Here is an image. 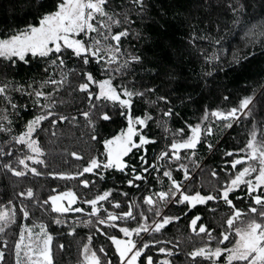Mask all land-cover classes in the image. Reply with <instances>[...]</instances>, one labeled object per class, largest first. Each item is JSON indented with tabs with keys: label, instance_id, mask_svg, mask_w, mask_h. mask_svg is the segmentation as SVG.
<instances>
[{
	"label": "snow or ice",
	"instance_id": "obj_1",
	"mask_svg": "<svg viewBox=\"0 0 264 264\" xmlns=\"http://www.w3.org/2000/svg\"><path fill=\"white\" fill-rule=\"evenodd\" d=\"M9 6L22 16L0 18V186L5 188L0 236L13 225L19 232L11 244L7 238L0 241V264H10L5 250L14 264H54L48 226L26 223L34 208L54 214L51 223L66 227L69 236L80 226L89 229L79 264H178L179 256L184 257L179 264H264V119H256L253 95L238 97L230 106L204 104L193 119H184L176 102L195 104L201 93L181 94L182 73L136 47L150 39L145 23L166 29L160 21L177 7L172 16H182L188 31L180 48L169 45L171 55L178 64L181 56L200 63L203 85L197 86L203 92L218 71L255 58L253 51L238 49L225 63L221 53L228 35L242 32L245 46H259L264 55V0L258 13L249 12L257 0H190L179 6L174 0L167 6L161 0H9ZM66 91L79 98L74 113L61 111ZM221 99L231 97L222 93ZM139 105L143 110L137 114ZM117 119L124 126L106 134L104 122ZM174 119L183 120V126L173 128ZM152 123L158 135L148 134ZM61 124H83L97 151L87 159L72 151L81 162L76 171L42 172L47 169L42 134L55 137ZM241 125L243 146L221 148L224 134ZM149 145L158 146L151 159ZM201 148L208 156L219 153L223 165L208 168L214 181L208 189L193 187L190 179L205 169ZM117 174L121 184L137 190L136 197L98 187ZM42 175L74 181L93 194L68 188L41 199L28 181ZM114 192L124 200L114 198ZM78 201L83 206L74 207ZM200 206L212 218L205 221ZM193 210L187 227L189 240L196 237L197 243L189 249L179 237L161 238ZM68 213L80 215L69 220ZM94 235L105 238L99 247Z\"/></svg>",
	"mask_w": 264,
	"mask_h": 264
},
{
	"label": "trees",
	"instance_id": "obj_2",
	"mask_svg": "<svg viewBox=\"0 0 264 264\" xmlns=\"http://www.w3.org/2000/svg\"><path fill=\"white\" fill-rule=\"evenodd\" d=\"M165 6L168 5V0H161ZM190 3V0H174L176 6L187 5ZM177 7H171L168 11V16L164 17L160 23L166 24L167 28H161L159 24L145 23L144 31L150 37L146 42L137 44L138 49L144 50L149 57L155 54L160 57L161 63L166 67H174L185 77L184 81L180 82L177 87L180 93L182 94L185 90L192 91L195 89L196 93H201L200 96L196 97L195 104H185L183 106L179 105L177 101L178 108L182 117L184 119H193L194 110L204 104H207L209 107H216L217 105L230 106L231 104L236 103L237 98L244 95H253V110L256 113V119H264V88L261 85H264V55L261 54V48L259 46L253 48L251 45L247 47L246 42L242 39L243 33L238 30L234 34L227 36L224 41V52L221 53V56L225 59V63L228 59L231 58L233 52L239 49L241 54H246L248 51H253L255 53V58L251 59L250 62H246L242 67L233 66V68H226L224 72H217L214 74V78H209L208 84L209 87L204 89L201 92V87L197 85H203L202 80H198V75L201 72L200 63H195L193 60L181 56L179 59L182 63H177L176 58L171 55V45L172 47L180 48L185 39V34L187 33V27L182 26L183 17L177 16L173 18V12L177 11ZM183 11L184 9H179ZM259 12V0H257V7L249 9V12ZM15 15L17 18L22 16V13H12L9 6V0H0V18H11ZM259 17H257L258 19ZM234 69V70H233ZM23 75V73H21ZM19 78V77H18ZM228 94L231 97V100L224 102L221 99V94ZM66 103L61 107V111L65 113H74L76 104L78 103V97L75 100L72 97H69L67 91L63 93ZM143 110V105H139L135 109L136 113L139 114ZM155 113V109L152 110ZM82 120V118H80ZM47 126V125H46ZM124 124L122 121L117 119L116 122H104V131L105 133L118 132ZM173 128H178L183 126V120L174 119L171 122ZM87 131L85 126L81 124L80 126L73 127L69 124H61L56 129V136L49 137L48 134H42V142L44 143L45 148L47 149L46 159H47V169L43 167L40 169L42 172H58V171H76L80 166V161H75L70 155L72 151H76L82 154L85 159H87L89 154H95L97 151L96 145L88 140L87 135L84 133ZM160 129H158L155 123H152L148 129L149 135H158ZM3 137L0 136V140ZM245 141V128L243 125L235 127L229 130L223 136V144L221 148H238L242 147ZM162 143L159 147H162ZM157 145L148 146V156L151 159L153 149H156ZM200 155L204 157L205 169L203 172L195 171L192 173L191 183L192 186L200 189L201 185L204 189L210 188L214 181L208 173V168L210 167H222L220 161V154L217 153L215 156H208L206 150L201 148ZM88 175V174H86ZM225 174L220 173V177L223 178ZM91 178V177H89ZM178 178H182L179 176ZM121 176L117 174L115 177H110L107 183L98 186L103 190L106 187H115L123 189L129 192L130 197H136L137 190L134 188H128L126 185L120 183ZM28 183H30L38 192V195L41 199H47L49 195H55L60 191H65L68 188H72L74 191L79 192L81 195L87 193L91 196L93 193H88L87 190L83 189L82 186L76 185L74 181H62L51 176L42 175L40 177H30ZM52 189H56V192H53ZM144 184L141 182L140 191L143 192ZM5 191L3 186H0V192ZM113 197L116 199L124 200L123 197L119 196V192H114ZM238 207H244L245 204H242L239 201H236ZM75 206H83L77 202ZM126 208V203L123 205ZM50 208V205L47 206ZM226 208L221 209V211H226ZM199 212L202 215L205 221L212 218V213L208 212L203 206L199 207ZM196 214V210L188 215L187 217L181 218L180 221L174 222L169 225L164 231L163 239H172L179 237L183 241V246L190 249L193 243L198 242V238L193 237L189 240L191 236L190 229H188L187 224L191 219V215ZM52 215L49 212H45L43 209L34 208L33 214L26 223L32 224L33 221L44 222L48 226V230L53 236V261L54 264H79V250L81 247V242L86 241L89 234V229L80 226L77 228L76 234L74 236H69L67 234V228L55 225L51 223ZM78 213H68L67 216L69 220L73 217L79 216ZM216 220H219V213L216 214ZM21 222H25L21 219ZM38 230V229H37ZM7 235L0 236V241L7 238L9 243L17 237L19 229L16 225L11 226L6 230ZM94 232V229L92 230ZM104 237L98 235L93 236V240L96 243V247H99V242L104 241ZM63 245V248L60 245ZM170 246V245H169ZM6 252V258L9 260L10 264H14V256H10ZM150 254L156 256L157 253L153 250ZM184 257H177V262L183 261Z\"/></svg>",
	"mask_w": 264,
	"mask_h": 264
}]
</instances>
